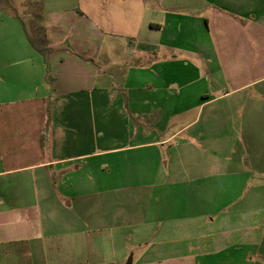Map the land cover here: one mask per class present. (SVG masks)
<instances>
[{"label":"crops","instance_id":"obj_1","mask_svg":"<svg viewBox=\"0 0 264 264\" xmlns=\"http://www.w3.org/2000/svg\"><path fill=\"white\" fill-rule=\"evenodd\" d=\"M38 1L0 58V264H264V0Z\"/></svg>","mask_w":264,"mask_h":264},{"label":"rangeland","instance_id":"obj_2","mask_svg":"<svg viewBox=\"0 0 264 264\" xmlns=\"http://www.w3.org/2000/svg\"><path fill=\"white\" fill-rule=\"evenodd\" d=\"M147 3L150 4L151 0H148ZM39 5L38 0H0V26L8 25L5 26L6 29L1 28L0 30V58H6L8 54H12L14 58L20 57L23 53L19 49L26 44L29 53L37 50L39 41L45 37L40 25ZM149 7L151 6L149 5ZM116 45L96 48L93 58L95 61H91L101 68L105 65V60L107 64L114 66L119 61H130L133 56L138 54V49L126 46L124 40ZM104 57L109 59H103ZM47 81L48 79H45V82ZM188 115L190 117V113Z\"/></svg>","mask_w":264,"mask_h":264},{"label":"water","instance_id":"obj_3","mask_svg":"<svg viewBox=\"0 0 264 264\" xmlns=\"http://www.w3.org/2000/svg\"><path fill=\"white\" fill-rule=\"evenodd\" d=\"M127 264H129V262H127Z\"/></svg>","mask_w":264,"mask_h":264}]
</instances>
